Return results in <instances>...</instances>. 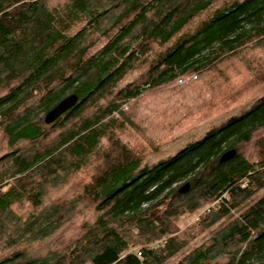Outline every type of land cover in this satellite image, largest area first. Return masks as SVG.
I'll return each mask as SVG.
<instances>
[{
    "label": "trees",
    "instance_id": "16d2710c",
    "mask_svg": "<svg viewBox=\"0 0 264 264\" xmlns=\"http://www.w3.org/2000/svg\"><path fill=\"white\" fill-rule=\"evenodd\" d=\"M257 50L264 0H0V264H164L197 214L173 264H264Z\"/></svg>",
    "mask_w": 264,
    "mask_h": 264
},
{
    "label": "rangeland",
    "instance_id": "374dc122",
    "mask_svg": "<svg viewBox=\"0 0 264 264\" xmlns=\"http://www.w3.org/2000/svg\"><path fill=\"white\" fill-rule=\"evenodd\" d=\"M252 55L255 56V58L262 59V61L264 62V57H261L262 55H264V53H262L261 51H259V50L254 51V53ZM237 61L235 62L236 66H243L244 65L243 63L237 62ZM214 85H215V88L222 89L221 87H223V85H224L223 84V80H219V79L216 80ZM248 153L253 154L254 153L253 149L249 148L248 149ZM67 192H68V189H67ZM263 193H264V189L262 191L258 192L256 195H254L253 198L250 201L256 200ZM250 201H248L242 208L248 206ZM13 208L16 211V213H18L19 215L25 216V215H27L30 212V210L32 209V206L30 204H26L24 207H19V206L14 205ZM238 213H239V211L234 212L235 215H237ZM197 218H198V214L197 215H193L191 217H186L185 219L183 218L181 220V222H180L181 228L179 229L178 234L182 235L184 233H188L189 235H192L194 237V235L198 231V226L196 224L197 223ZM228 220H229L228 218L224 219L221 223L214 225L213 227L207 229L206 231H203V232H200V233L196 234V236L194 238L193 237L191 238L190 243L187 245V247L185 249L180 251L175 257H173L172 259L168 260L164 264H173L176 261H178L192 247H194L196 245H199L200 243H203L206 240H208L210 235H211V233L214 231V229H216L220 225L226 223ZM184 236L187 237L186 234ZM87 264H90V263H87Z\"/></svg>",
    "mask_w": 264,
    "mask_h": 264
},
{
    "label": "water",
    "instance_id": "95a60500",
    "mask_svg": "<svg viewBox=\"0 0 264 264\" xmlns=\"http://www.w3.org/2000/svg\"><path fill=\"white\" fill-rule=\"evenodd\" d=\"M78 101V96L76 94H71L62 99L57 105H55L48 113L46 114L45 121L47 123H52L54 120H56L58 117H60L64 112H66L68 109H70L73 105L76 104ZM235 154L234 150L227 151L223 157L222 160H226L230 157H232ZM189 189V183H186L183 187H181V192H186Z\"/></svg>",
    "mask_w": 264,
    "mask_h": 264
}]
</instances>
